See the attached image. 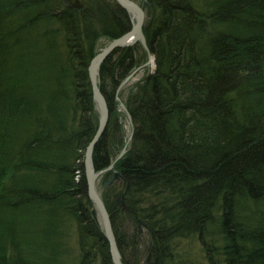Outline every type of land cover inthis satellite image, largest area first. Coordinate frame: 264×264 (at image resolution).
<instances>
[{
	"label": "trees",
	"instance_id": "trees-1",
	"mask_svg": "<svg viewBox=\"0 0 264 264\" xmlns=\"http://www.w3.org/2000/svg\"><path fill=\"white\" fill-rule=\"evenodd\" d=\"M140 42L100 64L92 161L123 264H264V0H140ZM115 0H0V264H114L88 198V66L131 29ZM120 98V99H118ZM131 119L126 141L124 120Z\"/></svg>",
	"mask_w": 264,
	"mask_h": 264
},
{
	"label": "water",
	"instance_id": "water-1",
	"mask_svg": "<svg viewBox=\"0 0 264 264\" xmlns=\"http://www.w3.org/2000/svg\"><path fill=\"white\" fill-rule=\"evenodd\" d=\"M120 6L125 8L130 13V18L132 21V27L129 31L124 33L118 38L113 39L109 45L104 48L102 51L97 53L91 60L88 66V72L90 77V82L92 86L93 99L95 105L99 112V126L98 129L88 144L85 157H84V167H85V176L87 183V193L90 201L96 206L98 210L102 226L104 229V235L109 243V251L114 264H123L121 255L118 249L117 241L113 232L111 220L109 213L106 209V206L103 202L100 193L97 192L95 186V179L98 172L95 171L93 161H92V151L94 144L102 134L103 130L108 121L109 110L104 96L102 95L99 86L97 84V77L99 73L100 64L102 61L116 48L129 46L137 41H141V43L145 45V38L142 34V24L144 21V10L142 7L133 0H116ZM124 151H122L118 158L122 156ZM118 175L114 173V176Z\"/></svg>",
	"mask_w": 264,
	"mask_h": 264
},
{
	"label": "rangeland",
	"instance_id": "rangeland-1",
	"mask_svg": "<svg viewBox=\"0 0 264 264\" xmlns=\"http://www.w3.org/2000/svg\"><path fill=\"white\" fill-rule=\"evenodd\" d=\"M133 1H135L136 3H138L140 5V0H133ZM142 9H143V7H142ZM144 20H145V14H144ZM143 24H144V21H143ZM143 24H142V34L144 36V33H143ZM144 38H145V36H144ZM112 40L108 41V40H105V39H101L99 41V44H98V49L99 50H98L97 53H99L104 48H106ZM137 42H140L141 43V41H137ZM145 45H146V40H145ZM142 46L144 47V49L147 50V58H146L145 62L142 63L141 66H138L136 69H133L132 72L121 82L120 86L118 87V92H119V90L125 89L132 82L141 79V77H143V75L145 74V72H150V73L153 72V70L155 68V56H154V54H152V53H150L148 51L147 45L145 47L142 44ZM98 83H99V80H98V77H97V84ZM118 99H120V98H118ZM120 107L124 111H126L125 110V107H124V104L122 102H120ZM95 109H96V112H97V115H98V122H97V129H98V126H99V112H98V109H97L96 105H95ZM126 115L128 117V120L125 119L124 120V123H123L124 124L123 127L126 130V132H125V134H126L125 146L127 145V141H129V139L132 136L131 119H130V115H129V113L127 111H126ZM106 126H107V124H106ZM106 126H105V128H106ZM97 129H96V131H97ZM96 131H95V133H96ZM95 133H94V135H95ZM122 151H124V153H125L126 152V148L123 147L121 149V151L119 152V154ZM119 154L116 156V159L109 165V167L106 168V170H101V171H96L95 170L96 172H98V174L96 176V179H95V186H96V189H97V192L98 193H100V190H101L100 189V183H101V180H102V178L104 176V172L105 171L112 170V172H113L112 177L106 182L107 184H109L112 180L116 179L119 176V173L117 171H114L113 170V167H114V164H115L116 160H118L119 158H121L123 156L122 155V156H120L118 158ZM114 173H117L118 175L114 176ZM100 196H101V193H100ZM95 209H96V206H95ZM96 211L98 213V216L100 217V214H99V212H98L97 209H96ZM99 221H100V224L102 225L101 217H100V220ZM180 239L181 240H178L176 242V247H175V250L173 251L175 254H177L176 255L177 258H176V260H173V262H174L173 264H208V259L205 256L204 251L202 250V246H201V243L200 242H198L194 238L192 239V237L189 238V239H186V238L185 239L180 238Z\"/></svg>",
	"mask_w": 264,
	"mask_h": 264
},
{
	"label": "bare ground",
	"instance_id": "bare-ground-1",
	"mask_svg": "<svg viewBox=\"0 0 264 264\" xmlns=\"http://www.w3.org/2000/svg\"><path fill=\"white\" fill-rule=\"evenodd\" d=\"M129 13V12H128ZM129 15H130V13H129ZM131 17V16H130ZM131 24H132V21H131ZM131 27H132V25H131Z\"/></svg>",
	"mask_w": 264,
	"mask_h": 264
}]
</instances>
